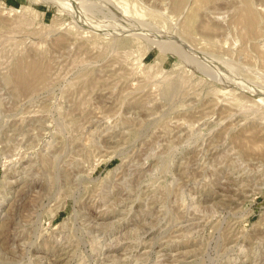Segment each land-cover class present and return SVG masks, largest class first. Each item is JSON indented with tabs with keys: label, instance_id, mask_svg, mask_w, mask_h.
Returning <instances> with one entry per match:
<instances>
[{
	"label": "rangeland",
	"instance_id": "obj_1",
	"mask_svg": "<svg viewBox=\"0 0 264 264\" xmlns=\"http://www.w3.org/2000/svg\"><path fill=\"white\" fill-rule=\"evenodd\" d=\"M0 264H264V0H0Z\"/></svg>",
	"mask_w": 264,
	"mask_h": 264
},
{
	"label": "bare ground",
	"instance_id": "obj_2",
	"mask_svg": "<svg viewBox=\"0 0 264 264\" xmlns=\"http://www.w3.org/2000/svg\"><path fill=\"white\" fill-rule=\"evenodd\" d=\"M196 1H198V0H196ZM201 1V0H200ZM197 3H199V2H197ZM170 94H172V93H170Z\"/></svg>",
	"mask_w": 264,
	"mask_h": 264
}]
</instances>
